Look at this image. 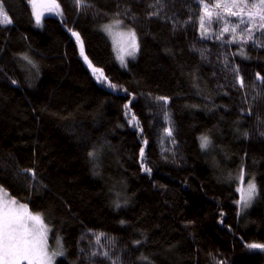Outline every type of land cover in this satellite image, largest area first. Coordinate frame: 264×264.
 Here are the masks:
<instances>
[{"label": "trees", "instance_id": "1", "mask_svg": "<svg viewBox=\"0 0 264 264\" xmlns=\"http://www.w3.org/2000/svg\"><path fill=\"white\" fill-rule=\"evenodd\" d=\"M56 2L37 28L28 0H0L12 21L0 25V186L43 214L50 251L60 240L65 253L54 264H264L245 247L264 244V47L249 42L246 59L201 39L196 0H164L158 17L154 0ZM117 18L139 43L126 69L102 32ZM241 168L257 194L239 216Z\"/></svg>", "mask_w": 264, "mask_h": 264}, {"label": "snow or ice", "instance_id": "2", "mask_svg": "<svg viewBox=\"0 0 264 264\" xmlns=\"http://www.w3.org/2000/svg\"><path fill=\"white\" fill-rule=\"evenodd\" d=\"M28 3L32 6L33 15L37 25L41 24L42 13L38 12L37 6H48L50 8H59V4L56 0H28ZM73 3L81 10L91 7L88 0H73ZM199 11L197 12L200 36L201 39H215L222 45H239V51L233 53V56L239 55L244 58L247 57L244 46L249 42L256 47H264V43H261L256 34L259 33L264 36V0H196ZM149 7L155 9L149 15L160 16L161 11L164 8V0H154L153 4ZM62 15V13H59ZM234 18V19H232ZM12 21L8 16V12L5 10L4 5L0 3V25L11 24ZM123 23L119 18L113 21L111 25H105L104 30L110 35L114 27H119ZM216 23L220 27L213 31L212 24ZM71 35L75 37L78 44L81 46V55L84 57L88 67L92 70L93 75L96 76L100 83H105L107 77L103 75L102 69L96 68L92 62L84 55L83 43L78 32L72 31ZM225 34H228L229 38H225ZM122 38H126V47L122 48L124 55L118 56L122 66H127L125 55L135 58L136 53L139 51V43L137 40L136 32L129 29L126 33H119ZM201 56L204 53L201 52ZM28 60L29 64L35 68L36 65L28 57H24ZM225 67H229L227 57L224 60ZM235 78L239 83L240 88H244V80L240 75L239 66L233 68ZM257 81L264 83V77H261L257 73ZM12 83H16L15 80ZM109 88L115 89L117 86L108 82ZM157 101H163L167 103L166 97H155ZM126 109L129 105L124 106ZM127 114V113H126ZM167 119V116H166ZM135 122V123H134ZM129 123H134V126H138L136 116L133 114ZM168 136L172 135V129H165ZM201 148L207 149L211 143L208 136L204 135L200 137ZM147 143V141H145ZM89 157L95 159L98 155L96 149H93L88 153ZM140 155L143 158L144 149L140 150ZM147 173H151V169L144 167L143 169ZM21 175L29 180L36 181V172L33 169H22ZM242 178V177H241ZM242 192L241 201L243 208L250 206L251 200L256 194V185L250 182L247 186V196ZM116 207H120L119 202H116ZM123 223V222H122ZM52 229L45 222L42 213H34L29 210L27 204L20 203L17 199L11 198L6 189L0 186V264H54L56 257L63 256V244L60 240H57L58 250L50 251L48 245L49 233ZM101 233L97 236V242H99ZM137 244L140 241H136ZM101 247H103L101 245ZM248 249L264 251V244L260 243H248L245 245ZM92 256L103 255L109 256L108 252L96 251L91 253ZM147 259V257H143ZM112 264H117L116 260L112 261ZM223 264V262H221Z\"/></svg>", "mask_w": 264, "mask_h": 264}, {"label": "rangeland", "instance_id": "3", "mask_svg": "<svg viewBox=\"0 0 264 264\" xmlns=\"http://www.w3.org/2000/svg\"><path fill=\"white\" fill-rule=\"evenodd\" d=\"M31 8H32V6H31ZM36 10L38 12L42 13V16H41V24L40 25H37L36 24V21H34V25L37 28H41V25L43 24V17L46 16V15H49V14L55 12V11H60V7L59 8H48V9H44L42 7H39V5H38ZM32 14H33V9H32ZM33 18L35 20V16L34 15H33ZM232 19H234V18H232ZM111 24H113V21H109V22L104 23V25H102L103 26L102 27V32H103L104 36H107V38H108V40L110 42V45L112 47V50H113V53H114V57L116 59L117 64L119 65L120 68L126 69L127 67L122 66L120 60L118 59V56L124 55V53L122 51V48H125L126 47V38H122L118 34L119 33H126L129 29L128 28L125 29L122 25H120L118 28L117 27H114L112 29V34L110 35L108 32H106L104 30V26L105 25H111ZM4 25H9V24H4ZM219 27L220 26L218 24H215V25L212 24V29H214V30H217ZM256 37H258V38H264V36L259 35V33H257ZM130 59H132V57H129V56H126L125 55V60H126L127 63H128V61ZM91 72H92V70H91ZM94 77L96 78L95 75H94ZM231 179H233V182L235 183V190L238 193V199H237L238 201H241V196H242V192L241 191H238V189H242L243 190V195L244 196H247V186H248V184L250 182L255 183L254 180H252V179H250V181L244 179V171H243L242 168L239 169V170H237L231 176ZM256 194H257V189H256ZM256 194L253 197V199L251 200L250 206L247 207V208H243L242 207V203H238V201H237V208H238V211H239V216L244 215V213H246L247 210L252 207V204L255 201L254 199L256 197ZM48 244H49V241H48Z\"/></svg>", "mask_w": 264, "mask_h": 264}, {"label": "water", "instance_id": "4", "mask_svg": "<svg viewBox=\"0 0 264 264\" xmlns=\"http://www.w3.org/2000/svg\"><path fill=\"white\" fill-rule=\"evenodd\" d=\"M39 7H42V8H44V9H48V8H50V7H48V6H40V5H39Z\"/></svg>", "mask_w": 264, "mask_h": 264}]
</instances>
